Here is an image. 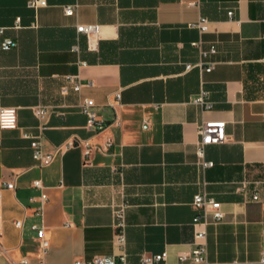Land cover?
<instances>
[{
    "label": "crops",
    "instance_id": "0c3cea01",
    "mask_svg": "<svg viewBox=\"0 0 264 264\" xmlns=\"http://www.w3.org/2000/svg\"><path fill=\"white\" fill-rule=\"evenodd\" d=\"M46 1L31 9L0 0V44L17 43L0 49V107L18 117L16 129H0V264H118L121 207L129 264L164 252L179 264L197 231L206 232L205 264H264V0ZM201 18L206 33L191 27ZM81 25L100 32L89 39ZM200 41L216 45L211 72L199 67ZM69 76L82 88L63 94ZM203 90L211 110L192 102ZM84 99L95 101L104 130L87 127ZM219 121L227 141L200 159L199 127ZM24 133L39 136L45 153L74 147L41 168ZM200 193L222 204L223 222L195 225ZM34 226L46 230L47 254Z\"/></svg>",
    "mask_w": 264,
    "mask_h": 264
},
{
    "label": "built area",
    "instance_id": "2783aa9c",
    "mask_svg": "<svg viewBox=\"0 0 264 264\" xmlns=\"http://www.w3.org/2000/svg\"><path fill=\"white\" fill-rule=\"evenodd\" d=\"M28 5L31 9H38L40 7H45L47 5L46 0H29ZM75 7L67 6L65 8V14L67 16H72L75 14ZM230 21L234 20V13L230 11L228 13ZM239 24V22H236ZM209 21L206 18H201L200 21L191 25V27L199 30L200 33H206L209 31ZM79 33L85 34L89 39L95 37L100 32V27L98 26H86L81 25L77 27ZM3 32L0 30V34ZM204 42L193 43L194 47H199L203 53L204 63L200 64L199 67L205 72H211L215 69L216 63L211 61V57L217 54V48L215 44H210L208 49H204ZM17 47V43L11 39H6L0 44V49L2 51H9ZM264 60V59H263ZM191 66H188L190 69ZM67 85L62 89L63 94H67L70 89L74 92H79L82 85L78 81V77L69 76L66 78ZM193 104L200 106L203 110H211L213 108V102L210 99L209 93L206 90L200 92L198 96L193 99ZM79 109L87 117V127L89 129H94L95 131H102L106 128L104 120L95 111L96 103L93 99H84L79 105ZM115 109V106L112 105ZM35 117L40 121L44 122L49 114L48 108L39 106L33 109ZM118 126L120 125L119 119L116 116L114 121ZM18 127V117L17 110L12 108H2L0 107V129L2 130H12ZM199 147H198V157L200 159L204 158V150L210 145H219L227 141L226 134V123L219 122H204L199 127ZM23 138L30 141V146L33 152V158L36 161L38 167H48L54 163L57 157L69 149L74 147L73 142H67L60 147H58L52 153H45L42 145L41 138L39 136H34L29 133H24ZM204 167H212L213 163H203ZM6 188L10 190L16 189V181L6 183ZM255 201L259 200V196L255 195L253 197ZM43 204L41 207V213L43 214L44 202L46 196L42 197ZM193 207L197 212V216L194 219L195 225H202L203 227L209 224L221 223L225 219V213L222 210V204L210 197L207 193H200L194 197ZM115 218V228L117 230L115 235V244L119 250V263L118 264H129L127 261V251H126V235H125V208L121 207L114 211ZM15 225L19 228L22 227L23 221H17ZM37 231V236L41 244V248L44 254H47L50 250V239L47 237V233L44 227L34 226ZM206 232L197 231L195 234L194 248L189 251L179 255V264H205L207 260V242H206ZM168 260V254L166 252L151 256L143 255L138 264H166ZM21 264H27L23 261ZM75 264H108V260L103 256H95L88 261H77Z\"/></svg>",
    "mask_w": 264,
    "mask_h": 264
}]
</instances>
